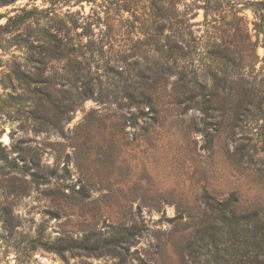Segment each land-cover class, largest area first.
Instances as JSON below:
<instances>
[{"label": "rangeland", "instance_id": "obj_1", "mask_svg": "<svg viewBox=\"0 0 264 264\" xmlns=\"http://www.w3.org/2000/svg\"><path fill=\"white\" fill-rule=\"evenodd\" d=\"M256 2L0 0V264H213L210 206L264 223Z\"/></svg>", "mask_w": 264, "mask_h": 264}, {"label": "trees", "instance_id": "obj_2", "mask_svg": "<svg viewBox=\"0 0 264 264\" xmlns=\"http://www.w3.org/2000/svg\"><path fill=\"white\" fill-rule=\"evenodd\" d=\"M262 2L254 5L255 15L260 24L256 30L262 33L264 27V8ZM262 24V26H261ZM239 97V96H237ZM254 102L264 105V85L262 84L259 95L254 97ZM243 100L237 102L241 103ZM261 108V107H260ZM217 221L222 225L214 228L215 234L211 236L210 256L213 264H264V223L253 222L248 214L239 213L233 204H224L220 207L210 206ZM191 247L190 261L196 263L198 251Z\"/></svg>", "mask_w": 264, "mask_h": 264}]
</instances>
